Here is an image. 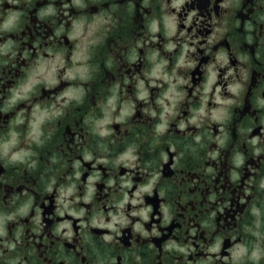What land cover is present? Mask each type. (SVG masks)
I'll list each match as a JSON object with an SVG mask.
<instances>
[{"label":"flooded vegetation","instance_id":"obj_1","mask_svg":"<svg viewBox=\"0 0 264 264\" xmlns=\"http://www.w3.org/2000/svg\"><path fill=\"white\" fill-rule=\"evenodd\" d=\"M0 264H264V0H0Z\"/></svg>","mask_w":264,"mask_h":264}]
</instances>
